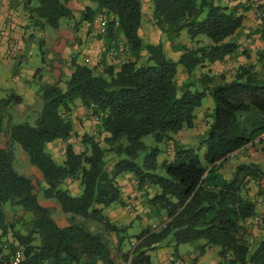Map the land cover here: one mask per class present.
Masks as SVG:
<instances>
[{
	"label": "trees",
	"instance_id": "16d2710c",
	"mask_svg": "<svg viewBox=\"0 0 264 264\" xmlns=\"http://www.w3.org/2000/svg\"><path fill=\"white\" fill-rule=\"evenodd\" d=\"M73 1L79 0H25V30L31 36L47 27L58 32L64 20L77 17L94 25L105 14L113 17L106 40L123 36L131 58L120 66L109 65L103 73L74 58L65 88L60 81L41 85L38 112L25 110L22 96L14 92L0 99V264L17 251L22 264H155L156 250L172 248L178 259L182 245L194 246L199 256L219 248L228 264H264V238L255 245L250 241L258 205L248 195L252 184L262 187L264 195V169L248 162L237 164L232 174L224 172L227 162L264 139V49L258 61L261 70L253 63L238 66L229 78L196 76L198 70L238 55L240 47L232 39L245 16L222 0H152L153 24L173 51L181 53L176 61L163 41L147 43L141 37V0H88L91 6L82 11L71 7ZM184 32L191 46L177 41ZM180 66L187 76L181 85ZM208 96L215 108L200 142L203 164L195 149L174 136L195 128L196 111ZM77 101L98 117V136L84 134L81 153L67 144L59 164L48 145L74 136ZM103 134L104 144L98 140ZM149 136L156 146L144 142ZM169 143L174 159L160 163L159 145ZM18 146L42 181L20 172ZM127 175L149 195L148 206L156 216L167 214L165 228L156 233L147 227L135 236V245L130 243V227L115 224L105 214L112 205L124 204L121 180ZM69 180L79 183L80 194L70 191ZM41 198L60 208L64 226ZM8 209L16 212L11 220Z\"/></svg>",
	"mask_w": 264,
	"mask_h": 264
},
{
	"label": "rangeland",
	"instance_id": "374dc122",
	"mask_svg": "<svg viewBox=\"0 0 264 264\" xmlns=\"http://www.w3.org/2000/svg\"><path fill=\"white\" fill-rule=\"evenodd\" d=\"M86 1V0H84ZM225 4L229 5L230 7H236L238 9V12L243 14L245 16L244 23H246V26L244 28L247 29V33L244 34H238L235 36L232 40L235 41L240 49L238 52V55L228 57L225 61L217 63L219 68H216L214 70L207 71L208 68L200 69L196 72V76L200 77L203 73H213L215 75H225L226 77H232L236 70L238 69V66L241 65H247V64H257V69L261 70L263 67L259 61L260 53L264 49V41L262 39V32H264L260 27L259 19L256 16V12L252 9L250 6V0H222ZM264 9V0H258ZM13 10V13H18V16H21L22 14L27 18L29 9L26 8L25 0H9V2L4 4L0 0V8H7ZM72 7V6H71ZM81 7V9L79 8ZM77 11H82L86 8L85 4H81L76 6ZM248 9V10H246ZM144 10V16H143V23L140 30V35L147 43H159L164 42L165 50L170 58L172 60L178 61L180 59L181 53L174 52L172 49V45L167 42L166 37L154 26L153 24V3L152 0L150 2H146L145 6L143 7ZM7 12H3L4 14ZM105 15V14H104ZM109 20H112V16H107ZM12 21V20H11ZM29 21V20H28ZM75 21V22H74ZM63 22V21H62ZM68 20H64L63 27L60 30L62 33L60 35H63L64 38V45L62 42L58 44V46H55L54 49H50L51 42L55 40H61L58 39L59 32L53 30L50 27H47V29L43 31H36L34 32V35L31 36L30 31H25V46H24V56L25 58L22 61L13 60L12 61V71L11 74L14 75L15 71H23L25 69L26 71H23L25 73H29L31 71H34V73L38 70H42L41 74H45V69L48 68V65L44 60L47 59V55L49 53H59V56L57 59L63 63V61H66L67 63H72V60L74 58L81 59V54H79V49H76L74 51H71L68 47V45H71L72 42L76 45L78 44L77 41L80 38V34H78V27L80 26L81 19L77 17L72 22L67 23ZM74 22V23H73ZM79 25H77V24ZM29 24V22L27 23ZM17 28L18 26L15 25ZM27 27V26H25ZM86 31H89L91 34L95 33V36L98 41H101L103 43V49H107L110 40H106V34L102 33L100 30H98L94 25H88L86 28ZM159 31V32H158ZM77 33L76 35L73 34ZM118 39L124 40L123 36H118ZM178 42H185L188 45L191 46L190 39L188 35L184 32L183 35H181L178 39ZM206 41V40H205ZM210 41V40H208ZM127 43V42H126ZM66 44V45H65ZM81 44L83 45L84 42L82 41ZM128 44V43H127ZM102 45V44H101ZM63 46L64 49L61 47ZM65 46V47H64ZM57 47V48H56ZM83 50V48H82ZM102 51V50H101ZM46 53H48L46 55ZM16 55V54H15ZM55 54L54 56H56ZM52 57V54L50 55ZM131 58V53L128 57V60ZM116 63V61H114ZM109 62L103 63V67L96 66L94 67L95 71L97 73H103L104 68L108 67L111 64H108ZM113 63V64H115ZM220 64L223 66L221 67ZM226 64V66L224 65ZM225 67H228V69H224ZM6 71H8L7 66L0 61V96L1 98H5L7 95L11 93L18 94L13 89H5L8 87V84L12 87L13 85L9 81H5L6 78ZM187 79V76L183 73V69L180 66L179 68V75H178V84L181 85L185 80ZM60 81V80H59ZM32 85L34 86V90L36 91V98L37 99V92H39L41 88V84L39 85L38 81H32ZM31 85V86H32ZM31 88V87H26ZM15 89V88H14ZM28 89H24L25 91ZM24 91V92H25ZM34 101H30L28 103L29 106L25 105V110L29 111H35L38 112L41 110V107H39V104L33 103ZM25 104V102H24ZM215 108V103L211 96H208L203 101V105L201 108H199L196 111L197 119H196V126L194 129H185L182 130L181 133L174 136L175 141L180 142L182 145L186 146L187 148H193L197 151V154L199 155L201 161L203 164H205L204 161V149L200 148V142L202 140V136L205 134L206 129L208 127V124L210 122L209 118L207 117L208 114L212 113ZM73 121L75 122V133L74 136L68 141V142H62L58 141L53 144L48 145V150L51 153V155L54 157L57 163L62 164L65 159V149L67 147V144H71L76 152L81 153L84 151V146L82 144V137L84 134L87 135H97V126L99 124V119L96 116H93L90 111L84 108V110L77 111L75 108L73 110L72 114ZM75 118V119H74ZM105 135L98 137V140H100L103 143ZM4 139L2 138L0 140V146L3 145ZM144 142L149 147L156 146L155 140L152 136L146 137L144 139ZM104 144V143H103ZM160 149H162V154L159 157L160 163H163L164 161H171L174 159V147L172 146V143L169 144H161L159 145ZM17 167L20 170V172L28 177H38L42 181V176L39 172L35 170V168L30 164L27 155L23 152V150L18 146L17 147ZM248 162H255L258 164H261L264 169V139L260 142H256L253 145H251L244 153H242L237 158L231 159L229 162H227L224 165V172L226 171V174H232L235 170V167L239 163H248ZM43 183V182H42ZM41 183V184H42ZM43 185V184H42ZM42 185L40 187H42ZM122 190L123 194H125V201L124 204H115L114 206H118L121 209V214L126 216L127 219H131L130 221H133L136 225V227H133L130 229L129 234L131 238L134 239V245H135V236L141 233L144 229L147 227H151L152 229L154 226H162L167 222V214L164 213L160 217L156 216L153 211L148 206V198L149 195H147L145 192H142L138 189V180L134 178L132 175H127L122 179ZM68 188L70 191L74 194H80L81 188L79 186V183L76 181H68ZM39 189V188H38ZM263 188L260 187L258 184H252L249 187L248 195L249 197L256 202L258 205V215L255 217L251 224H250V241L253 245L257 243V241H260L264 238V195H262ZM151 193H154V191H151ZM39 198L42 195V191L38 190ZM152 195V194H150ZM262 195V196H261ZM262 200V202H259ZM43 205L48 206L50 208H53L51 205V202H44L41 198L40 201ZM16 212L14 210L8 209V218L11 220ZM20 213V212H19ZM106 214V212H105ZM107 216V215H106ZM54 217L56 220H58L60 223H63L64 217L60 215H57L56 210L54 211ZM62 221V222H61ZM66 223V221H65ZM120 225H123L120 223ZM132 226V225H131ZM132 243V245H133ZM201 243H204L203 241ZM131 247L128 246L127 249H130ZM184 248H194V246L191 245H182L181 250ZM216 252H219V248H212ZM173 249L171 248L169 252L173 255ZM184 251V250H183ZM196 255L199 253V251L195 250ZM217 252V253H218ZM176 258V257H174ZM195 257H192L190 259H194ZM178 259H181L180 257ZM155 262V255L153 256V263ZM222 264H228V260L224 259Z\"/></svg>",
	"mask_w": 264,
	"mask_h": 264
},
{
	"label": "crops",
	"instance_id": "0c3cea01",
	"mask_svg": "<svg viewBox=\"0 0 264 264\" xmlns=\"http://www.w3.org/2000/svg\"><path fill=\"white\" fill-rule=\"evenodd\" d=\"M151 0H141L140 2H142L143 7L145 6L146 2H150ZM81 4H85V6H91L90 2L88 0L84 1V0H79V1H73L70 5L72 6L73 9L77 10L76 6L81 5ZM81 9V7H79ZM5 9L7 10V12L4 14L3 12L5 11ZM12 9V8H11ZM8 9L7 8H0V31L5 23L6 20L11 19L13 25H17L18 26V31L15 35L13 36H2L0 34V61H2L8 68V71H6V75L4 78H6L5 81H9L11 82V84L13 85L12 88L9 84L8 87H6L5 89H13L15 90L18 95L22 96L25 105L29 106L28 102L30 101H34L33 103L38 104L39 100L38 98H36V91L34 90V86L32 85V81H38L39 85L41 84H55L57 83L59 80L61 82V87L65 88V82L68 80V78L70 77V75L72 74V67L70 63L66 64V61H63V63L61 61H59L58 56L59 53H49V55H47L48 53H46L47 55V59L44 60V62L47 63L48 68L45 69L46 73L45 74H41V71L38 70L34 73V71H31L29 73H25L23 71H26L25 69H23V71H15L16 73L14 75L11 74V67H12V61L13 60H17V61H22L25 56H24V46L26 43L25 40V26H27L28 24V20L27 18L22 14L21 16H18L19 14L13 13V10ZM82 24H80V26L78 27V34H80V38L82 39H78L77 41V45L75 43L72 42L71 45H68V47H70L69 49L71 51H74L76 49H79V54H81V59L82 61H80V59L78 60V58L76 59L77 62L79 64H85L88 65L92 68L96 67L99 65V67H103V63H105L106 61L109 62L108 64H113L115 63L112 59H109L106 57L105 55V50L103 49V43L101 41H98L95 36V33L91 34L89 31H86V28L88 27V23L82 22ZM246 26V23L243 24V28L241 30H239L238 34H244L247 33L249 31H247L246 28H244ZM59 35H58V39L61 40H55L53 42H51V47L50 49H54L55 46H58V44H60L62 42V44L64 45L63 41L64 38L63 35H60L62 32L58 31ZM159 32V31H158ZM77 33H74V35H76ZM236 35V36H237ZM203 39V38H201ZM12 40H15L18 44V50L17 52H15L13 55H9V49L11 46V42ZM205 43H209V41L207 39H205ZM84 42V44L82 45L81 42ZM102 44V45H101ZM66 45V44H65ZM65 47V46H64ZM57 48V47H56ZM62 49L65 50V48H63V46L61 47ZM83 48V50H82ZM102 50V51H101ZM16 54V55H15ZM52 54V57L50 56ZM55 54H57L56 56H54ZM226 66V64H224ZM219 65L217 63H215L214 65L208 67L206 70H214L218 67ZM220 66L222 67L223 65L220 64ZM224 68V67H223ZM224 69H228V67H225ZM214 73V72H213ZM32 85V86H31ZM31 87V88H26V87ZM24 89H28V91L24 90ZM25 91V92H24ZM0 99L1 96H0ZM39 107H41V105L39 104ZM75 109L77 111H82L84 110L83 105L81 104L80 101H77L75 104ZM75 119V118H74ZM75 123V122H74ZM36 170V169H35ZM37 171V170H36ZM38 172V171H37ZM122 183V180H121ZM125 194H123L122 199H124ZM125 201V199H124ZM51 205L55 210L57 215H60L62 217H64L60 211V208L53 202H51ZM106 215L108 216V218L110 220H112V222L114 221L115 224L119 225V226H125V227H130V229H132L133 227H136V225L134 223H132L133 221H130L131 219H127L126 216L121 214V209L118 206H114L112 205L111 207L106 209ZM58 221V220H57ZM65 219L63 221V223H60L58 221V223L60 225H65ZM62 222V221H61ZM123 224V225H120ZM132 225V226H131ZM128 231V234H129ZM130 236V234H129ZM134 239L131 238L130 236V243H133ZM134 245V243H133ZM171 248H159L158 250H156L153 254V256L155 255V264H171L169 262L170 257L172 256V253L169 252ZM181 250V247H180ZM179 250L180 253V258L182 259V261H186L192 257H199V260L197 264H222L223 260L221 259L219 252L217 253L214 249H208L202 256H199L200 254L197 253L194 250V248H184L182 251ZM101 264V263H99Z\"/></svg>",
	"mask_w": 264,
	"mask_h": 264
},
{
	"label": "built area",
	"instance_id": "2783aa9c",
	"mask_svg": "<svg viewBox=\"0 0 264 264\" xmlns=\"http://www.w3.org/2000/svg\"><path fill=\"white\" fill-rule=\"evenodd\" d=\"M4 4L8 3L9 0H1ZM250 6L252 9L256 12V16L259 19L260 27L264 31V9L262 8L260 2L258 0H250ZM110 20L108 17L104 14H100L94 23V26L100 30L102 33H106L107 27L109 25ZM119 24L117 23L116 26ZM18 29L16 26L13 25L11 19H8L5 21L0 34L2 36H13L17 33ZM17 42L15 40H12L11 46L9 49V55H13L18 50ZM131 53L129 45L124 40H111L108 48L105 50V55L107 58L112 59L113 61H116V65H123L128 61V57ZM259 202H262L260 200ZM166 223L162 226H154L153 231L156 233H159L163 228H165ZM7 248V245L5 246ZM229 259V258H228ZM182 259H177L174 257H170L169 262L171 264H182ZM23 261V255L20 251H17L6 264H22Z\"/></svg>",
	"mask_w": 264,
	"mask_h": 264
},
{
	"label": "water",
	"instance_id": "95a60500",
	"mask_svg": "<svg viewBox=\"0 0 264 264\" xmlns=\"http://www.w3.org/2000/svg\"><path fill=\"white\" fill-rule=\"evenodd\" d=\"M36 169V168H35ZM37 170V169H36ZM38 171V170H37Z\"/></svg>",
	"mask_w": 264,
	"mask_h": 264
}]
</instances>
